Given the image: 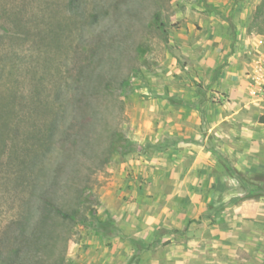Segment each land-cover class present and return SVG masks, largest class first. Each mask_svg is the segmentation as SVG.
Segmentation results:
<instances>
[{"label":"rangeland","instance_id":"obj_1","mask_svg":"<svg viewBox=\"0 0 264 264\" xmlns=\"http://www.w3.org/2000/svg\"><path fill=\"white\" fill-rule=\"evenodd\" d=\"M231 2L0 0V264L96 250L119 186L147 168L167 65L210 9L240 20Z\"/></svg>","mask_w":264,"mask_h":264},{"label":"crops","instance_id":"obj_2","mask_svg":"<svg viewBox=\"0 0 264 264\" xmlns=\"http://www.w3.org/2000/svg\"><path fill=\"white\" fill-rule=\"evenodd\" d=\"M251 2L230 3L232 24L210 9L183 38L159 86L157 140L138 157L145 173L119 186L110 233L72 264H264V106L251 76L264 2Z\"/></svg>","mask_w":264,"mask_h":264},{"label":"built area","instance_id":"obj_3","mask_svg":"<svg viewBox=\"0 0 264 264\" xmlns=\"http://www.w3.org/2000/svg\"><path fill=\"white\" fill-rule=\"evenodd\" d=\"M251 76L256 94L264 106V53L254 55Z\"/></svg>","mask_w":264,"mask_h":264},{"label":"trees","instance_id":"obj_4","mask_svg":"<svg viewBox=\"0 0 264 264\" xmlns=\"http://www.w3.org/2000/svg\"><path fill=\"white\" fill-rule=\"evenodd\" d=\"M235 4H237L238 0H234ZM244 1V0H243ZM264 1V0H263ZM234 8V7H233ZM257 13L258 15H261L264 13V5H261V7L259 9H257ZM146 147H149L148 145H146ZM150 148H148L149 151ZM150 154L146 153L144 155ZM143 155V154H142ZM140 156V155H139ZM46 202V204H49L52 206V208L54 209V211L64 220H72L74 217L72 215H70L68 212H65L62 208H60L59 206H56L54 204V202H52V200L49 199H45L44 200ZM113 220L110 217H107L105 220H100L98 223V231H103L105 233H110L111 228H113ZM56 264H61L60 262H57Z\"/></svg>","mask_w":264,"mask_h":264}]
</instances>
